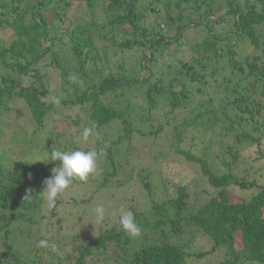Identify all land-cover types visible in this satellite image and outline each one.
Wrapping results in <instances>:
<instances>
[{"label":"trees","instance_id":"trees-1","mask_svg":"<svg viewBox=\"0 0 264 264\" xmlns=\"http://www.w3.org/2000/svg\"><path fill=\"white\" fill-rule=\"evenodd\" d=\"M171 1L0 0V32L8 36V40L0 38V113L10 111L12 99H22L34 124L30 133L37 136L44 134L47 115L56 108L61 111V106L84 105L89 118L86 127L92 131L118 123L108 145L96 143L80 148L71 142L69 152L95 149L97 168H105L101 174L96 171L89 176L93 181L84 183L92 189L81 202L92 203L94 197L104 195L103 186L118 170L122 187L132 182L133 172H125L123 163L116 158L121 153L113 149L114 145L130 147L136 133L143 137L160 133V122L166 119L168 123L169 115L178 110L188 114L180 126L177 123L173 127V146L196 164V172L215 190L195 208L190 205L187 186L176 184V191H170L148 168L139 169L136 179L143 195L148 196L141 200L124 198L118 203L128 201L121 212L134 213L142 239L129 237L120 229V212L110 228L100 227L97 236L72 244V252L77 251V255L70 253L67 258L74 257V264H85L89 257L98 256L103 264L107 260L124 263L129 259L130 264H187L191 256L202 258L217 250H224L228 256L223 264H264V184H257L255 179L248 182L246 171L239 174L228 169L216 173L207 162L209 148H204L202 157L179 148L191 125L201 134L222 124L233 132L238 149H243L245 142L260 146L264 140V31L260 28L264 25V1L243 8L237 0H219L223 11L217 12L215 0H199L195 4L198 18L192 20L185 19L179 1ZM76 2L88 12L84 20L70 17ZM226 16L232 26L217 30L218 18ZM189 29L200 39L193 40ZM231 37L241 42L240 51L226 41ZM62 44L67 45L70 58L61 53ZM164 57L168 59L163 62ZM43 62L58 71L56 87L49 82L48 73L42 71L46 68L41 66ZM158 62L162 64L159 70L154 67ZM26 78L38 81L39 87L25 84ZM137 93L143 101L140 104L132 100ZM55 98L60 99L59 106L54 104ZM161 106L167 107L162 108V116L158 111ZM154 121L159 122L156 127ZM3 127L0 122L2 137L6 135ZM13 130L9 141L23 140L22 132L16 127ZM231 148L235 164L239 158ZM10 161L1 160L0 151V231L5 236L0 264H19L25 259L27 264H39L43 260L41 251L24 250L27 257H23L9 241L12 231L7 227L23 218L24 213L13 208L31 210L38 206L35 194L42 190H29V186L35 179L42 182L37 178L39 172L42 177L48 176L50 162L37 165L26 160ZM224 164L229 168L228 162ZM230 186L258 190L250 199L235 200L229 195ZM197 229L211 239L210 247L189 252L197 245ZM168 231L174 236H169ZM184 232L189 235L182 242L179 236ZM149 236L150 243L146 241ZM52 243L60 250L65 246L64 239ZM49 253L55 254L51 250ZM56 255L53 258L59 259L60 255Z\"/></svg>","mask_w":264,"mask_h":264},{"label":"rangeland","instance_id":"rangeland-1","mask_svg":"<svg viewBox=\"0 0 264 264\" xmlns=\"http://www.w3.org/2000/svg\"><path fill=\"white\" fill-rule=\"evenodd\" d=\"M138 1L141 2V0ZM178 1L180 2V8L186 15L185 19L192 20L198 18L199 14L195 13V4L199 0H173L171 3L173 4ZM237 1L243 5V8H246L249 4L264 0H247L248 2L246 0ZM214 5H216L217 12L223 11V6L219 0H215ZM87 15L88 12L84 7L80 6L79 3L76 2L73 4L70 11L71 18L78 16V20L81 21L84 20ZM229 19L230 17L227 16L225 18H218L216 29L220 30L221 27L226 28L232 26V21ZM161 27L163 31L166 30L162 25ZM260 28L264 31V25H260ZM173 29L174 27L169 33H172L174 31ZM189 31L188 34L190 33V37L193 38V40L197 41L200 39L193 29H189ZM0 38L8 40V36L4 32H0ZM261 40L264 41V36L261 37ZM226 41L234 46V48L238 49V51L241 50V42L236 37H231ZM62 46H64V50L61 53L63 56L70 58L67 45L62 44ZM173 49L174 47H171L172 51ZM167 59L168 57H164L163 62L167 61ZM46 60L45 62H50V59ZM67 63L71 65L72 61L68 60ZM161 65L162 64L158 62L154 67L159 70ZM262 65L264 67V61ZM41 66L46 67L44 62L41 63ZM44 70L48 73L47 75H49V82L51 81L55 86L58 81V71L56 72L54 68L48 65L42 70L46 73ZM24 83L39 87L38 81H34L33 78H26ZM50 86L54 87L51 84ZM129 94L130 91L127 92V96H129ZM135 95L138 96L137 98H132L135 103L140 104L143 102L139 93ZM18 100H21L23 103L20 101V103L17 102ZM9 106L10 111L0 113V122L4 126L3 129L6 131L4 137L0 134L1 160H11L10 162L26 160L29 163L37 165H45L48 161L50 162V171L47 173L48 176L42 177L39 172L37 178L42 180V182L40 183L37 179L32 180L29 190L41 189L43 191L45 179L49 178L52 175V169L59 165V161L53 162L48 153L56 150L63 151L62 149H67L69 152L72 148L71 142L80 148L92 147L96 143H98L99 146L108 145L110 140L114 138L113 135L118 129V123L115 121L113 124L105 128L103 127L101 130L92 131L87 141H84L82 139L84 129L89 128L86 127L89 124L86 107H84V105L61 106V111L56 108L47 115V119L44 123L46 125L43 126L42 130L44 134H38V136L36 134L31 135L30 132L34 128V124L30 119L31 117L27 104L20 98H14L9 103ZM162 108L166 110L167 107H160L158 111L161 116L164 112ZM187 114L188 112L186 110H178L175 113H171L168 123L164 122L166 119L160 122L163 129L156 135H147L143 137L142 134L136 133L130 147L124 144L123 146L121 143H118L116 146L114 145L113 149L121 153L117 155L116 158L123 163L125 172H133V181L123 185V187L118 183V180L121 179V174L118 170L116 174L112 175L111 180L103 186L105 194L101 195L99 198L94 197L92 203H85L80 200L86 197L89 190L92 189L90 186L84 185V183L93 181V179L88 178L86 182L74 181L73 184L57 198L56 204L53 207L48 206L46 200L40 194L42 193L41 191L38 195L35 194V202L38 203V206L31 210H25L21 207L13 208L14 211H22L24 214L23 218L12 221L7 227L12 231L9 236V241H12V246L19 248V254L24 255L23 257H27L24 250L33 249L31 251L33 253L39 249L43 258L39 264H74V257H72L71 260L67 258V255H70V253H73L72 255H77V251L72 252V244L86 241L97 236L100 233V227L102 229L110 228V226L116 222V219H118L117 216L121 210L126 209L129 204L128 201L118 203V200L124 198V200H128L132 197H134L135 200L138 198L141 200L145 199V196H148L147 194L143 195L142 185L139 180L136 179L138 177L136 172L141 168H148L151 173H153V177L159 178L162 183L168 186L170 191H176V184L187 186L191 193L190 205L192 207L196 208L201 202L207 200L210 193L215 190L206 182V179L202 175L196 172L197 167L194 166L196 164L189 162L187 158L179 154L175 150L176 147L174 148L173 146V127L177 123H179L180 126L182 118ZM158 123V121H154L153 127H156ZM13 125L22 132L21 139L23 140L10 142L14 136L13 129H15V127ZM26 130L29 133L27 134L26 132L27 136L23 133ZM226 131L227 129L223 128L222 124H218L205 129L200 134L198 128L191 125L184 133L185 136L180 141L179 148L189 151L190 154L198 157H202L203 150L209 148L206 150L208 156L207 162L216 173L226 172L228 169L239 174L246 171L248 173V182L255 179L257 184H264V156L261 157V155H264V140L260 143V146L245 142L243 144V149H238L234 144L233 132ZM29 138H34V140L29 141ZM230 147H232L231 152L235 151L238 154L239 160L235 164L233 163V158L230 153ZM224 162L229 163V168ZM104 169V167L97 168V174H101ZM118 169H120V166ZM103 179L104 176H102L100 182ZM228 190L232 199L239 200L250 199L251 195L258 189L256 187L241 189L236 186H230ZM25 192H27V189ZM154 193L158 194L159 191H154ZM31 198L33 197L31 196ZM73 198L78 201L72 200ZM99 205L105 208V219L101 223H97L95 220L94 210ZM107 216L111 220H106ZM195 232L194 235L197 239V245H194L193 248L188 251L196 252L198 250H203L199 247L205 248L204 250L209 249L208 247H210L211 239L208 240L203 237L201 231L198 229ZM167 234L169 236H174L170 231H168ZM142 235L143 234L139 236V239ZM187 235L189 234L185 232L182 233L179 236V240L185 242ZM4 239L5 236H3V231H0V253L4 250ZM40 239H48L50 243L64 239L65 246H62V250L40 247L38 246ZM150 240L151 236L146 239L148 243H150ZM131 245L132 243L129 246ZM50 250L55 252V254L51 255L49 253ZM56 253L60 255L59 259L57 257V259L53 258L54 255L57 256ZM227 257L224 250H217L202 258H194L191 256V258L187 260V264H195L196 260L197 264H223V260ZM26 262L27 260L25 259L19 264H27ZM85 264H103V261H101L99 256L89 257ZM104 264H130V259L126 262L124 261V263L107 260Z\"/></svg>","mask_w":264,"mask_h":264},{"label":"clouds","instance_id":"clouds-1","mask_svg":"<svg viewBox=\"0 0 264 264\" xmlns=\"http://www.w3.org/2000/svg\"><path fill=\"white\" fill-rule=\"evenodd\" d=\"M70 79L76 80L75 76ZM61 103L59 98L54 99V104L59 106ZM92 129L85 128L82 139L87 141ZM51 160L59 161V165L52 169V175L44 181V190L42 197L46 200L49 207L56 204L57 198L64 193L74 181L86 182L90 175L97 171L98 152L93 150H74L68 151H51L48 153ZM47 162V161H44ZM95 220L101 223L105 219V208L99 205L95 208ZM119 227L129 237H139L141 235V228L135 220V215L132 211H122L119 216ZM38 246L44 248H51L55 250V243H50L48 239H40Z\"/></svg>","mask_w":264,"mask_h":264}]
</instances>
